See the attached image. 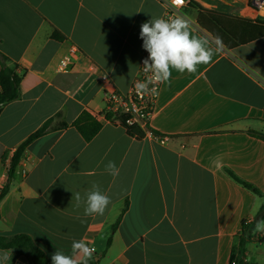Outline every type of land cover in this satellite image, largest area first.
I'll return each mask as SVG.
<instances>
[{
  "label": "crops",
  "instance_id": "1",
  "mask_svg": "<svg viewBox=\"0 0 264 264\" xmlns=\"http://www.w3.org/2000/svg\"><path fill=\"white\" fill-rule=\"evenodd\" d=\"M194 1L264 20L251 0ZM164 11L165 0H0V53L26 70L19 98L0 107V163L54 118L24 148L0 201V235L30 236L50 263L56 249L68 253L83 239L99 264H230L243 224L254 229L264 204V140L251 134L264 132V38L216 45L187 0L179 15L218 50L195 73L173 70L161 84L148 127L167 141L137 139L105 117V94L130 90L146 54L140 26ZM72 48L74 67L60 72ZM83 110L102 123L89 141L71 126ZM109 160L118 175L104 171ZM93 183L111 203L85 218L72 197ZM252 233L246 261L259 264L248 247L264 236ZM9 263L31 264L26 253L0 249V264Z\"/></svg>",
  "mask_w": 264,
  "mask_h": 264
},
{
  "label": "trees",
  "instance_id": "2",
  "mask_svg": "<svg viewBox=\"0 0 264 264\" xmlns=\"http://www.w3.org/2000/svg\"><path fill=\"white\" fill-rule=\"evenodd\" d=\"M188 4L198 11V25L206 30L215 40L219 37L221 41L220 44L229 50L264 38V20L262 19L252 20L240 18L205 9L194 0H188ZM52 37L62 40L64 36L56 30L53 32ZM19 68L17 63H14L10 58L0 53V107L17 100L20 96V86L26 74V70L19 72ZM104 114L109 120L116 117L130 136L136 137L137 139H142L145 136L146 133L142 128L127 123L126 115H115L112 112H104ZM53 120L54 118L48 120L28 138L19 150H15L12 175L22 157L24 148L31 141L45 134L51 127ZM60 126L66 127L67 124L62 122ZM71 126H73L86 141H89L101 130L102 123L88 110H83ZM251 134L264 140V132H251ZM234 178L249 190L262 196L261 192L252 184L236 176H234ZM6 190L0 195V201L5 195ZM261 218H264V204L258 211L255 222ZM253 225L243 224L242 232L238 236V242L233 247L230 264H249L246 261V244L251 239ZM107 245H110V240ZM0 249H9L17 253H26L31 264H51L44 251L35 245L32 238L26 234L15 236L0 235ZM89 264H99V262L92 258Z\"/></svg>",
  "mask_w": 264,
  "mask_h": 264
},
{
  "label": "clouds",
  "instance_id": "3",
  "mask_svg": "<svg viewBox=\"0 0 264 264\" xmlns=\"http://www.w3.org/2000/svg\"><path fill=\"white\" fill-rule=\"evenodd\" d=\"M172 3L178 4L176 0H172ZM139 38L143 41L142 47L148 54L142 61L143 69L151 74V79L135 84L138 96L156 95L158 85L170 83L173 70L179 73H195L198 65L210 63L215 51L218 50L206 39L194 35L189 21L181 15L170 19L151 17L141 24ZM220 42V38L217 37L216 45ZM104 171L112 176L119 173L115 162L111 160L104 165ZM73 198L77 208L83 206L85 218L102 216L111 203L110 197L96 183H93L83 195L80 192L73 193ZM253 231L264 232V218L256 221ZM95 251V248L85 240L73 239L70 252L65 253L62 249H56L51 255V264H89ZM2 259L7 261L11 257L4 253Z\"/></svg>",
  "mask_w": 264,
  "mask_h": 264
},
{
  "label": "built area",
  "instance_id": "4",
  "mask_svg": "<svg viewBox=\"0 0 264 264\" xmlns=\"http://www.w3.org/2000/svg\"><path fill=\"white\" fill-rule=\"evenodd\" d=\"M187 5V0H183L182 3L173 5L172 0H165V11L162 18L170 19L174 18L181 13V10ZM251 5L257 10H261L264 7V0H251ZM78 55V50L72 48L69 54L59 62L58 70L60 72H68L75 65V58ZM147 52L143 59L147 57ZM143 61V60H142ZM151 79V74L144 71L143 63L139 67V70L134 78L132 86L127 93H106L105 102H106V112H112L115 115H126L127 123L129 125H137L142 128L146 134L155 136L161 142L165 143L167 138L155 134L148 127L149 119L153 113L155 101L157 95L146 94L143 96H138L135 91V84L140 81H147ZM151 87V85H149ZM161 85H158V92ZM15 150L7 151L0 163V195L8 188L12 180V169H13V158ZM249 220L245 224H249ZM252 236L254 239L259 240L264 236L263 233L253 232Z\"/></svg>",
  "mask_w": 264,
  "mask_h": 264
},
{
  "label": "rangeland",
  "instance_id": "5",
  "mask_svg": "<svg viewBox=\"0 0 264 264\" xmlns=\"http://www.w3.org/2000/svg\"><path fill=\"white\" fill-rule=\"evenodd\" d=\"M248 259L253 263L264 264V240L259 243V241L253 242L248 247ZM258 261V262H255Z\"/></svg>",
  "mask_w": 264,
  "mask_h": 264
},
{
  "label": "snow or ice",
  "instance_id": "6",
  "mask_svg": "<svg viewBox=\"0 0 264 264\" xmlns=\"http://www.w3.org/2000/svg\"><path fill=\"white\" fill-rule=\"evenodd\" d=\"M176 2H177V3H182V2H183V0H176Z\"/></svg>",
  "mask_w": 264,
  "mask_h": 264
}]
</instances>
